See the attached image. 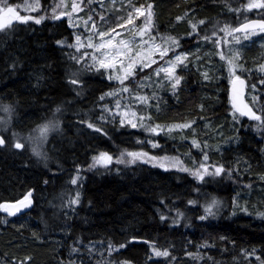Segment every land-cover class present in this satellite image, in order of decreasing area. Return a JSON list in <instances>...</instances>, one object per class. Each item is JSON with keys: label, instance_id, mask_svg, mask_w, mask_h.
<instances>
[{"label": "trees", "instance_id": "16d2710c", "mask_svg": "<svg viewBox=\"0 0 264 264\" xmlns=\"http://www.w3.org/2000/svg\"><path fill=\"white\" fill-rule=\"evenodd\" d=\"M151 1H156L158 8L154 34H174L171 29L181 22L177 20L182 17L181 10L191 6L194 8L190 10L200 15L211 13L216 18L221 14L232 23L264 19V10L246 7L251 0ZM72 38L67 19L51 17L40 24L16 23L10 32H0V106L14 109L11 116L19 132L37 128L53 117L58 106L61 109L56 113L60 130L52 134L49 144L54 143L57 151L47 149V160L8 144L0 147V202L18 201L33 192V206L28 213L9 216L0 212V264H19L27 257L31 259L26 264H261L264 216L252 210L264 212V192L254 194L242 183L250 176L264 174V129H258L257 123L248 118L234 119L228 84L225 98L214 103L201 91L214 92L211 88L218 87V83L209 86L197 82L194 86L185 82L175 93L171 87L162 91L156 96L158 102L149 99L151 108L147 111L152 122H196L200 129L197 136L189 134L191 140L188 135L182 142L164 135L153 137L141 128L118 122L100 123L99 132L76 133L71 124L74 115L94 112L100 97L113 90L115 82L103 70L86 72L66 59L58 42ZM240 54L246 70L240 74L248 78L249 85L256 83L255 94L264 104V95H260L264 85L259 83L264 77L259 71L264 65V44L253 40ZM74 72L78 73L76 77ZM191 76L188 74L189 80ZM72 79L80 83L72 84ZM227 118L233 123L225 128L231 147L223 152L208 151L205 138L210 136L211 126L222 125ZM151 139L165 145L152 148L147 143ZM193 139L200 142L203 151L192 144ZM125 150L153 155H181V150H189L197 162H202L207 153V164L223 165L227 174L205 176L199 181L190 172L170 167L165 170L143 161L116 163ZM99 152L111 154L112 164L90 168L92 154ZM243 172L247 175L244 179ZM77 177L73 185L71 180ZM237 189L249 194L244 195L246 212L232 200L231 194ZM77 193L78 203L74 198ZM213 198L220 201L213 209L215 215L201 220ZM134 239L141 241L135 243ZM109 243L119 250L109 255ZM121 243L125 247L119 248ZM153 244L158 250H167L169 256L156 257Z\"/></svg>", "mask_w": 264, "mask_h": 264}, {"label": "snow or ice", "instance_id": "6c2138e0", "mask_svg": "<svg viewBox=\"0 0 264 264\" xmlns=\"http://www.w3.org/2000/svg\"><path fill=\"white\" fill-rule=\"evenodd\" d=\"M116 0H112V3L115 4ZM124 0H121L123 6ZM92 0H72L71 5L69 6L66 3V0H60L59 3H52L51 8V19L59 20L62 18H67V21L70 24L74 23V14L83 11L84 6H91ZM40 0H33V3L26 4L24 6V11L26 12H40L42 9ZM102 7V6H101ZM128 12L127 15L121 17L122 23L117 24L116 26L108 27L107 30L101 31L97 28L96 22L92 20V15L88 16V19L83 21L86 29L89 30V34L85 37V42L81 43V36H76V44L72 45L77 49L81 47H86L93 49L94 51L89 54L88 52H81L79 57H72L76 60L77 63H83L84 68L87 70H96L105 69L111 75L109 79H115L119 85L118 88L109 91L106 93L109 97H115L114 107L115 111L112 108L105 107V111L111 113V119L115 120L119 117V124L124 126L125 123L131 128H141L145 132L152 133L156 136H159L160 133L165 135L171 134L173 131L180 129H188L192 127V122H184L179 124L171 125H160L156 123H145V120H151V116L147 111V106H150L149 98L146 95H140L139 90L145 87V81L151 79V77H145L144 81H141L137 89L133 90L130 86L126 85L125 82L130 78L132 83L136 84L134 77L136 75V69L139 68L140 71H143L146 68H150L153 64H156L157 67L153 69V75L157 78L161 77L163 74V79L169 82L173 93L181 84L182 77L176 74L178 67L184 64V61L187 60L189 53L179 52L176 49L181 47L180 40L175 37H163L153 34V17H154V4L148 3L146 5L136 6L132 3V0H127ZM249 10L256 8L264 10V0H253L246 6ZM60 9L58 12L57 10ZM90 11L93 15L98 13L94 9L90 8ZM45 14H40L38 16L33 15H21L18 10V6L8 3V0H0V32L11 31V26L16 23L27 24L29 21H33L36 24H40L44 19L48 18L46 13L47 9L44 10ZM187 15V14H186ZM143 17L142 24L137 26L134 24V20ZM184 17H177V20H182ZM100 20L106 25L108 21L105 20L103 15L100 16ZM89 21H92L89 26ZM204 20H199L195 22L190 21L191 31L188 33V39H197L199 48V41L211 42L213 46L218 50L217 55L220 59L225 62L227 66V78L231 84V105L233 108L232 115L234 119L239 117H246L249 120L257 123L258 129H264V104L259 103L258 96H252L251 99L255 102L253 106L245 103L243 100L244 89L246 82L242 79V75L238 74V70L243 73L246 72L243 69L240 61L242 60L239 50H234L232 48L228 49V54H225L223 50V45L231 44L235 42L240 44L241 39H247L251 35L255 34L257 29L259 32L264 33V19L253 20L248 23H242L238 27L231 28L228 25H225L223 28L219 29V32H223L224 35L220 36L216 29L212 30L211 35L207 33L201 34L198 30L199 25H203ZM131 25V28H124V25ZM124 28L125 31L133 33V38L131 40L116 39L121 35L120 32L116 31V28ZM235 33H240V35H234ZM7 34V33H5ZM231 36L232 40L229 41L227 38ZM138 37V39H137ZM94 38L96 42L94 43ZM157 39L160 40V43H157ZM59 43V42H58ZM172 52L173 55L169 56V53ZM90 59L91 63H85V59ZM199 59V57H197ZM162 61V63H161ZM261 73H264V65H261L259 68ZM73 77H76L78 73H72ZM205 79H208V73H204ZM72 84H79L78 79H72L70 81ZM154 86H159L160 81H154ZM260 84L264 85V77L259 81ZM253 92L256 91V85H251ZM125 94H127L125 96ZM153 98L157 99L155 92H153ZM260 95H264L261 93ZM105 97L101 96L100 100H104ZM121 100H127L128 102L124 105L121 104ZM134 103L143 104L146 107L143 109L144 114L141 115L136 110H133ZM158 107V104H157ZM0 110L8 113L7 118L0 119V126H2V131H7L10 128L12 116L11 113L14 109L10 105L0 106ZM61 109L58 106L53 113V117L46 121L45 123L38 125L34 129L33 133H30L26 137H19V134L12 132V147L17 150H23L25 148V143L21 142L23 139L25 142L32 145V151L37 156H42L47 160V154L42 152L43 145L47 142L48 136L51 132H56L60 130V120L56 113H60ZM100 119H104L103 116ZM89 128H93L92 123H88ZM96 131H101L99 128ZM19 137V138H18ZM137 143H144V141L137 140ZM147 143L151 144L152 148H160L161 145L159 141L148 140ZM8 144V140L5 139L3 134H0V147H3ZM192 144L196 148H201L200 142L193 139ZM163 151V149H162ZM201 151L203 149L201 148ZM209 157L207 153L203 154V161L194 169H188L183 166L182 161L176 157H170L168 155H151L146 151H121L119 156L116 159L118 164H135L137 161H143L145 163H152L154 166H158L167 170L169 167L179 166L181 171L190 172L196 179L199 181H204L205 176H220L225 174V168L223 165H209L207 164ZM113 156L108 152H100L98 156L93 157V162L89 166L90 168L96 167L98 164H102L105 167L112 164ZM211 169V171H210ZM230 176L231 174L228 173ZM79 177L71 180V183L75 185ZM250 187V186H249ZM32 192H27L22 199L15 202H0V212L6 213L9 216H16L21 212L22 209H27L31 206ZM79 201V193L76 194V201ZM189 203H195V201H189ZM220 201L213 198V200L205 207V215L201 216L200 219H207L208 216L215 215L213 212L214 208H218ZM243 211H247V208H242ZM182 215V214H180ZM264 216V213H260ZM165 217H161L164 219ZM7 223V221H5ZM206 246V245H205ZM125 247L124 243L119 245V248ZM109 255L113 251H118L119 249L109 243L108 245ZM152 251L156 257H168L169 252L167 250L161 251L158 250L155 244L152 245ZM253 249V253H255ZM101 255H103L101 253ZM191 255V253H189ZM245 255H248L247 250H245ZM31 257H27V260H30ZM259 259V257H257ZM26 261H20L19 264H26ZM264 264V261L261 262Z\"/></svg>", "mask_w": 264, "mask_h": 264}, {"label": "rangeland", "instance_id": "374dc122", "mask_svg": "<svg viewBox=\"0 0 264 264\" xmlns=\"http://www.w3.org/2000/svg\"><path fill=\"white\" fill-rule=\"evenodd\" d=\"M8 2H9V0H8ZM53 2H54V0H48V3L45 5L44 0H40L41 5L43 6L40 12H26V11H24V6L26 4L33 3V0H20V2L18 4H14V5L18 6V10L20 11L21 15H33V16H35V15H37V14L39 15L41 13L45 14L44 10L47 9L46 15H47V17H51L50 5H52ZM59 2H60V0H55V3H59ZM86 2H87V0H85V3ZM250 2H253V0H251ZM66 3L70 6L72 3V0H66ZM132 3L134 5H136L137 7L142 5V4L143 5H146L148 3L154 4L153 25H155L156 17L158 16V8H157L156 1L132 0ZM82 7H84L83 11H80V12L74 14V23L70 24L68 22L70 28L73 30L72 40L71 41L62 40L61 42L58 43V46L60 47L61 52L63 54H65L66 59H68L70 62L76 63L78 66H80L82 68L83 71L94 72L96 70H87L84 68L83 63H77L76 60L72 59V57H74V56L79 57L81 52H88L89 54H91L94 51L93 49L86 48V47H81L79 49L72 47V45L76 44L75 38L77 35H79V36H81V43L85 42V37L89 34V30L85 28L83 21L87 20L89 15H92V20L96 22L97 28L100 29L101 31L107 30L108 27L116 26L117 24L122 23L120 18L126 16L127 12H128L127 0H124L123 6L121 4V0H116L115 4L112 3V0H92V4L90 7L84 6V5H82ZM90 8L94 9L95 12L98 14L93 15L92 12L90 11ZM190 8H194V7H192V6L186 7L185 9L181 10V15H182V17H184V19H182L181 22H177V24L174 26V28L171 29L174 32V34H160V33H158L159 36H163V37L171 36V37H175V38L179 39L181 47L179 49H176V51L189 53L187 60L184 61V64L182 66L178 67L176 70V74L182 77L180 85L184 84L185 82L186 83H193V85H194V84H197V82H198L201 85L209 84V86H215V84L218 83L219 84L218 87L211 88V90L214 92H207L204 90L201 91V94H204V93L206 94L205 98L211 99V101L214 103V102H218L217 100L220 98H223V99L225 98V84H228V86H229L228 95L230 98V93H229L230 82L227 78V66H226L225 62L220 59L219 55H217L218 50L213 46V44L211 42H205V41L200 40L199 41V48H198L197 47V44H198L197 39H190L189 41L184 40V39L188 36V33L191 31L190 21L191 22H195V21H199V20L205 21V23L203 25H199V28L204 27L203 29L200 30L201 34L207 33L208 35H211L212 30L216 29L218 31V34L220 36H223L224 33L219 32L220 28H223L225 25H228L231 28H235L239 24H241V22L244 20L238 21L236 23H232L229 19L225 18L221 14L216 15L217 17L213 18L211 16V13H208L205 15H200L198 12L190 10ZM187 9H189V10H187ZM186 10L188 12H184ZM253 10H261V9L253 8ZM57 11L59 12L60 9H58ZM101 15H103L105 17V20L108 21V24L105 25L103 23V21L100 20ZM62 19H67V18H62ZM142 21H143V17H139V18L134 20V24H136L137 26H140L142 24ZM91 23H92V21H89V26L91 25ZM124 28H131V25L125 24ZM124 28H120V27L116 28V31L121 33V35L119 37H117L116 39H118V40L119 39L131 40L133 38V33L125 31ZM153 34H154V31H153ZM156 34L157 33H155L154 35H156ZM234 35H240V33H235ZM137 39H138V37H137ZM227 39L229 41H231L232 37L229 36ZM253 40H259L260 45L264 44V33L259 32V29H257L256 33L251 35L249 38H247V39L242 38L240 44H236L235 42H233L231 44L223 45V50L225 51V54H228L229 48H232L234 50H239L241 53V51L244 50V47L246 45H249L251 43V41H253ZM192 41H194V42H192ZM93 42L94 43L96 42L95 38H94ZM190 42H191V44H190ZM157 43H160L159 39H157ZM172 55H173V53L170 52L169 56H172ZM197 57H199V59H197ZM85 63H91V60L86 58ZM161 63H162V61H161ZM156 67H157V65L153 64L150 68H146L143 71H140V69L137 68L136 69V75L134 77V79L137 83L133 84L132 83L133 78H130L128 81L125 82V84L130 86L133 90H135V89H137L139 83L141 81H144L145 77H151L150 80L145 81L146 86L139 90V94L140 95H146V96H148L149 99H151L153 97V95H152L153 92H155L156 96L160 95L162 91L170 88L171 86H170L169 82H167L163 79V74H161V77H159V78H157L153 75V69ZM242 67H243V65H242ZM101 70L105 71V73L108 76L111 75V73H109L105 69H99L98 71H101ZM179 70H181V74L179 73ZM205 72L208 73V77H209L208 79H205V77H204ZM240 73L241 72L238 70V74H240ZM182 74H184V75H182ZM188 74L190 76L192 75L191 76V77H193L192 80L188 79ZM246 79L248 82L247 99H248V102L250 103L251 101H253L251 99V97L254 95L256 96V94H255L256 91L255 92L252 91L251 85H249L248 78H246ZM157 80L160 81V85L154 86L153 82L157 81ZM113 81L115 82V86L113 87V90H114V89L118 88L119 85L115 79H113ZM253 84L256 85V83H253ZM223 90H224V93H223ZM256 90H257V85H256ZM108 92L109 91H107L106 93H108ZM106 93L102 95L105 97V99L99 100L98 108L96 110H94V112H87V111L84 112L83 111V112H79V113L74 115V120L71 122V124H72V127L75 129L76 133L96 132L97 128L100 129V123H106V122L117 123L119 121V117H117L115 120H112L111 119V113L105 111V107L112 108L113 111H115V107H114L115 97H109L106 95ZM221 94H222V96H221ZM126 95L127 94H125V96ZM127 102H128L127 100H121L122 105H124ZM143 107H146V106L143 104L134 103L133 110H136L138 113L143 115L144 114L143 113V109H144ZM147 108H151V107L147 106ZM1 113H3V114L0 115V119L7 118V115L4 111ZM101 116L104 117L103 120L100 119ZM187 116H188V114L186 115V117ZM190 118H191V116H189L187 118V120ZM192 121L193 120H188L187 122H192ZM88 123H92L94 125V127L89 128ZM145 123L159 124L157 122H152L150 120H145ZM181 123H184V122H181ZM125 124L127 125V123H125ZM232 124L233 123H232L231 119L227 118V120L224 124H222V125L218 124L217 126H215V128L214 127L212 128V126H211L210 136L205 138V147L208 151L223 152L226 149H229L231 147L232 143H230V138L227 137L225 128L230 127ZM18 128L19 127L15 124V120L14 121L11 120L10 128L7 131H2V126H0V134H3L5 136V138H7L9 146L10 145L12 146V137H11L12 132L19 134V137H26L30 133H33L34 129H36V128H34V129H32L30 131H26L24 134H22L21 132H19ZM199 129L200 128H199L198 124L196 122H194V123H192L191 128L183 129V130L177 129L169 135H165L164 133H160L159 136H156L152 133H148V132L147 133L152 135L153 137H160V136L164 135L166 138H170V139L175 140V142H176V140H179L182 142V141H184V139L187 135L189 137V134H191L192 136H197V132L199 131ZM56 132H58V131H56ZM53 133H55V132H51L49 134L47 142L43 145V148L41 149L42 152H44L46 154H48L47 149L57 151V149L56 150L54 149V147H55L54 143L52 145H49L50 139H51V136ZM189 139H190V137H189ZM156 141H159V144L161 145L160 140H156ZM21 142L25 143L24 150L34 153L32 151V145L30 143L25 142L23 139H21ZM164 145L165 144L161 145V147H163ZM196 151H198V149H196ZM99 153L92 154V158H91L92 162H93V157L98 156ZM150 154L153 155L152 153H150ZM176 154H178V155H176ZM176 154H169L168 152H164V154H162V155H168L170 157L178 158L180 161H182L183 166L188 168V169L193 168L198 163H201V160H199V162H197L196 157H194L189 152V150H186V151L181 150V155L179 153H176ZM92 162H91V164H92ZM98 166H104V165L98 164ZM81 167H82V165L78 166L79 172H81L83 170V168H81ZM170 168L172 170H180L179 166L170 167ZM181 172H185V171H181ZM225 174H227L226 171H225ZM243 175H245V176H243V179H244L247 175L244 172H243ZM213 178H215V177H213ZM215 181H217V179H211L210 180V182H215ZM242 184H243V186H246V187L250 186L251 188H248V189H251L252 192L254 191L253 192L254 194L258 193V191L264 192V174H261L260 176L259 175L250 176L247 180H244V183H242ZM237 191L238 192H236L234 195H232L233 194V192H232V194H231V196H233L232 200L235 201V203L238 204L239 207L246 208L247 206H246V197L245 196L249 197V194L245 195V194L241 193L239 189H237ZM32 195H33V192H32ZM74 198H76V196ZM252 213H264V212H261V211L254 212L252 210Z\"/></svg>", "mask_w": 264, "mask_h": 264}, {"label": "water", "instance_id": "95a60500", "mask_svg": "<svg viewBox=\"0 0 264 264\" xmlns=\"http://www.w3.org/2000/svg\"><path fill=\"white\" fill-rule=\"evenodd\" d=\"M261 19H263V18H252V19H249V20H247V21H244L243 23H248V22L253 21V20H261ZM241 24H242V23H241ZM241 24H239V25H241ZM239 25H238V26H239ZM238 26H237V27H238ZM242 79H244L245 82H246L245 89H244L243 100L245 101V103L249 104V102H248V100H247L248 82H247V79H246L245 77H242ZM229 93H230V99H231V84H230ZM249 106H251V105L249 104ZM245 118H246V117H245ZM3 147H4V146H3ZM31 200H32V204H31V206H30L29 208H27V209H22L21 212L18 213L16 216H21V215L26 214V213H28V212L30 211V209H31L32 206H33V199H32V197H31ZM14 202H15V201H14ZM140 241H141V240H139V239H134V240H133V242H135V243H139Z\"/></svg>", "mask_w": 264, "mask_h": 264}, {"label": "bare ground", "instance_id": "6f19581e", "mask_svg": "<svg viewBox=\"0 0 264 264\" xmlns=\"http://www.w3.org/2000/svg\"><path fill=\"white\" fill-rule=\"evenodd\" d=\"M217 13V12H216ZM219 13V12H218ZM215 14V13H214ZM224 21V20H223ZM69 77V76H68ZM71 77V76H70ZM248 100V99H247ZM257 181V180H256ZM59 203V202H58Z\"/></svg>", "mask_w": 264, "mask_h": 264}, {"label": "flooded vegetation", "instance_id": "af4514ba", "mask_svg": "<svg viewBox=\"0 0 264 264\" xmlns=\"http://www.w3.org/2000/svg\"><path fill=\"white\" fill-rule=\"evenodd\" d=\"M3 213V212H2ZM4 214H6V213H4Z\"/></svg>", "mask_w": 264, "mask_h": 264}]
</instances>
